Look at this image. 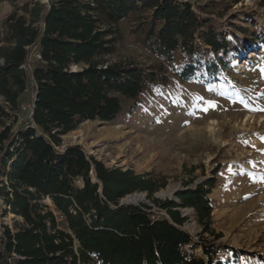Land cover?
<instances>
[{"label":"trees","instance_id":"trees-1","mask_svg":"<svg viewBox=\"0 0 264 264\" xmlns=\"http://www.w3.org/2000/svg\"><path fill=\"white\" fill-rule=\"evenodd\" d=\"M47 1L28 0L1 26L0 96L7 105L0 106V217L13 215L14 225L0 229V264H213L214 248H203L208 261L184 251L196 245L182 230L188 221L182 212L193 209L204 233L214 234L215 178L194 188L184 183L178 202L153 199L165 179L108 168L81 146L62 150L63 137L87 121H114L123 100L136 103L179 82L222 80L230 60L264 47V29L242 28L245 39L234 33L230 42L178 0ZM243 1L201 10L220 12ZM131 16V35L156 64L105 62L122 39L118 25ZM35 54L42 59L29 69ZM33 82L32 123L14 130ZM137 193L166 216L144 203L120 206Z\"/></svg>","mask_w":264,"mask_h":264},{"label":"rangeland","instance_id":"rangeland-1","mask_svg":"<svg viewBox=\"0 0 264 264\" xmlns=\"http://www.w3.org/2000/svg\"><path fill=\"white\" fill-rule=\"evenodd\" d=\"M178 1L189 2L202 18L213 21L228 35L230 42L234 41V33L245 39L242 28L264 29L261 0H244L220 12L201 8L221 0ZM27 2L0 4V33L5 19ZM134 20L131 16L118 25L122 39L117 53L106 57L105 62L145 67L158 62L135 42L131 35ZM33 62L34 56L30 59L31 68ZM230 64L222 80L210 84L179 82L147 93L136 103L123 100L122 112L114 121L84 122L63 137L61 149L81 146L88 156L108 168L165 179L167 187L153 199L167 188L183 190L186 182L194 188L215 178L216 187L210 195L215 207L210 226L214 234H205L196 213L190 216L184 210L188 221L182 230L192 236L196 245L195 249L186 247L184 251L208 261L203 248H214L213 264H264V47H255L230 60ZM35 92L33 82L22 105L32 106ZM5 105L0 96V106ZM31 123L32 114L22 110L14 130ZM144 204L153 207L154 213L166 216L148 196ZM4 225L13 227L14 216L0 217V229Z\"/></svg>","mask_w":264,"mask_h":264},{"label":"water","instance_id":"water-1","mask_svg":"<svg viewBox=\"0 0 264 264\" xmlns=\"http://www.w3.org/2000/svg\"><path fill=\"white\" fill-rule=\"evenodd\" d=\"M73 71H77V68L73 69ZM167 189H168V188H167ZM179 189H180V187H176V188H175L172 197H165V196H163V191L160 192V193H159L158 195H156L155 197L158 198V199H159V198H168V199L171 200V201L178 202V201H177V196H176V194H177L178 191H181V190H179ZM140 195H144L145 198L148 196L146 193H137V194L129 195V196H127L125 199H123V200L121 201L120 206H130V205L138 206V205L144 203V202H142V203H136V204H135L134 201H132V198H135V197L140 196ZM187 210H190V211H192L193 214H195V211H194L193 209H187ZM187 210H186V211H187ZM184 217H187V216H184Z\"/></svg>","mask_w":264,"mask_h":264},{"label":"bare ground","instance_id":"bare-ground-1","mask_svg":"<svg viewBox=\"0 0 264 264\" xmlns=\"http://www.w3.org/2000/svg\"><path fill=\"white\" fill-rule=\"evenodd\" d=\"M173 193H174V189L173 188H168L166 191H163V196L165 197H172L173 196ZM145 197L144 195H140V196H137L135 198H132V201H134V203H142L145 201ZM190 216L193 215L192 211L188 210L187 212Z\"/></svg>","mask_w":264,"mask_h":264},{"label":"built area","instance_id":"built-area-1","mask_svg":"<svg viewBox=\"0 0 264 264\" xmlns=\"http://www.w3.org/2000/svg\"><path fill=\"white\" fill-rule=\"evenodd\" d=\"M34 59H37V60H41L42 58H41V55L40 54H35V56H34ZM27 66H23V68H26ZM31 68V63H30V60H29V62H28V68ZM35 96H36V92H35ZM34 100H35V98H34ZM34 101H33V104H32V106H24V105H22V110L23 111H29L31 114H33V109H34Z\"/></svg>","mask_w":264,"mask_h":264}]
</instances>
